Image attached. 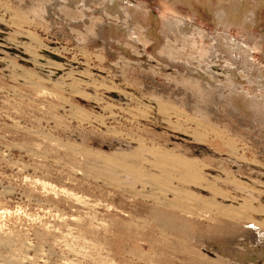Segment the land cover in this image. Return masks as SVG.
Here are the masks:
<instances>
[{"label": "rangeland", "instance_id": "374dc122", "mask_svg": "<svg viewBox=\"0 0 264 264\" xmlns=\"http://www.w3.org/2000/svg\"><path fill=\"white\" fill-rule=\"evenodd\" d=\"M0 209L20 264H264V0H0Z\"/></svg>", "mask_w": 264, "mask_h": 264}, {"label": "bare ground", "instance_id": "6f19581e", "mask_svg": "<svg viewBox=\"0 0 264 264\" xmlns=\"http://www.w3.org/2000/svg\"><path fill=\"white\" fill-rule=\"evenodd\" d=\"M224 14V17L226 18V19H229V13H227V10L223 13ZM225 19V20H226ZM241 19V18H240ZM31 55V54H30ZM32 56V55H31ZM45 61V60H44ZM46 62V61H45ZM63 62V61H62ZM42 63V62H41ZM46 64V63H45ZM18 70V69H17ZM44 70V69H43ZM18 73H22V71L21 70H18L17 71ZM25 74V73H24ZM16 76V75H15ZM18 77H20V76H16L15 78H18ZM70 77V76H69ZM81 81V80H80ZM84 84H86V82L84 83ZM88 84H90V83H88ZM87 84V85H88ZM92 84H93V82H92ZM91 86V85H90ZM124 99V101H127V99L126 98H123ZM120 101V100H119ZM131 100H128L127 102H130ZM130 104V103H129ZM155 105V104H154ZM161 112H163V110H161ZM164 113V112H163ZM170 114V113H169ZM111 115V114H110ZM114 115V114H113ZM174 115V114H173ZM110 117H112V115L110 116ZM166 117H169L168 116V114H166ZM171 117V116H170ZM174 118H176L177 120H176V122H174V123H178L179 122V116L178 117H174ZM187 136V135H186ZM190 137V136H189ZM195 138V137H194ZM143 146V144L140 142V143H138V147H142ZM162 150V149H161ZM143 151V150H142ZM141 151V152H142ZM144 151L145 152H147L146 154H148V155H150V152H149V150H145L144 149ZM149 152V153H148ZM165 152L164 151H162L161 152V154H157V156H155V155H152V159H149V158H145V157H143L142 156V158H141V162H145V164H146V167H151V169H152V167H154V168H159L160 169V172L162 171H164V169H165V167L167 166V165H169L170 166V162H169V158H171V157H168L167 156V154H164ZM141 154H143V153H141ZM169 155V154H168ZM175 159H177V157L175 158ZM178 160V159H177ZM100 161V160H99ZM140 161V160H139ZM179 161V160H178ZM177 161V162H178ZM174 162V161H173ZM176 162V163H177ZM176 163H175V166H177V167H179L180 166V168H181V170H182V168L184 169L185 168V170L186 169H189L190 170V163H188V162H185V161H183V160H181L180 159V162L179 163H177V164H179V165H176ZM172 165V164H171ZM149 167V168H150ZM190 167V168H189ZM187 172V171H186ZM144 173H146V172H144ZM143 173V174H144ZM187 175H188V173H187ZM191 174H189V176H190ZM180 176H181V178H182V180H185L186 182L187 181H190L189 183L190 184H195L196 182V180H194L192 177H191V179L189 178V177H187L186 175H185V171L182 173V172H180ZM142 177V179H143V176H141ZM140 177V178H141ZM153 176H151V178H152ZM156 178H158V177H156ZM193 180V181H192ZM146 181V180H145ZM153 181H155V177H153ZM184 181V182H185ZM137 182V181H136ZM139 182V181H138ZM159 182H162V181H159ZM158 182V183H159ZM150 183V182H149ZM153 183V182H152ZM40 184V183H39ZM44 185H47V184H45V183H43ZM142 185V184H141ZM50 187V186H49ZM153 187V186H152ZM143 188H145L144 186H143ZM199 189V188H198ZM64 192V191H63ZM177 193V192H176ZM177 195V194H176ZM191 196H194V195H191ZM193 198V197H192ZM191 198V199H192ZM70 199V198H69ZM77 200H78V198H77ZM82 202V201H81ZM210 204H212V203H210ZM209 204V205H210ZM7 210H4V209H0V217H2L3 215H6L7 214ZM0 220H1V218H0ZM6 235V234H5ZM1 236H3V235H0V244L3 246V247H6V246H11V245H13V244H11L12 243V241H14L13 240V238L8 234V235H6V236H3V237H1ZM17 239V238H16ZM65 244V243H64ZM28 245V244H27ZM64 250V249H63ZM0 264H20V262L16 259V258H14V257H12L11 255L9 256V257H6V258H3V259H0Z\"/></svg>", "mask_w": 264, "mask_h": 264}, {"label": "water", "instance_id": "95a60500", "mask_svg": "<svg viewBox=\"0 0 264 264\" xmlns=\"http://www.w3.org/2000/svg\"><path fill=\"white\" fill-rule=\"evenodd\" d=\"M10 52H12V53H14V54H19V55H21V56H24V55L22 54V52H20V51L18 52V51L13 50V49H11ZM54 59L57 60V61L60 60L59 58H57V57H55V56H54ZM27 65H28V64H27ZM29 66H30V65H29Z\"/></svg>", "mask_w": 264, "mask_h": 264}]
</instances>
